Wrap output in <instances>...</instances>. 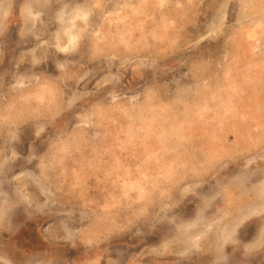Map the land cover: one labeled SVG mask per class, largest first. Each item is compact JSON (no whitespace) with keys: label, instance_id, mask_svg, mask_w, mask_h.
I'll list each match as a JSON object with an SVG mask.
<instances>
[{"label":"rangeland","instance_id":"rangeland-1","mask_svg":"<svg viewBox=\"0 0 264 264\" xmlns=\"http://www.w3.org/2000/svg\"><path fill=\"white\" fill-rule=\"evenodd\" d=\"M0 264H264V0H0Z\"/></svg>","mask_w":264,"mask_h":264}]
</instances>
